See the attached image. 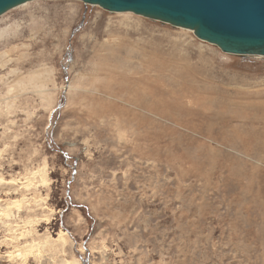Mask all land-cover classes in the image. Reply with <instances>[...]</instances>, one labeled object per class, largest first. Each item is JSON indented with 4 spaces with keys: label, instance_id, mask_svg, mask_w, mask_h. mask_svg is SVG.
<instances>
[{
    "label": "rangeland",
    "instance_id": "obj_1",
    "mask_svg": "<svg viewBox=\"0 0 264 264\" xmlns=\"http://www.w3.org/2000/svg\"><path fill=\"white\" fill-rule=\"evenodd\" d=\"M0 264H264V57L79 0L0 16Z\"/></svg>",
    "mask_w": 264,
    "mask_h": 264
},
{
    "label": "water",
    "instance_id": "obj_2",
    "mask_svg": "<svg viewBox=\"0 0 264 264\" xmlns=\"http://www.w3.org/2000/svg\"><path fill=\"white\" fill-rule=\"evenodd\" d=\"M32 1L36 0H0V16ZM79 1L109 12H131L192 30L199 39L226 54L264 57V0Z\"/></svg>",
    "mask_w": 264,
    "mask_h": 264
},
{
    "label": "bare ground",
    "instance_id": "obj_3",
    "mask_svg": "<svg viewBox=\"0 0 264 264\" xmlns=\"http://www.w3.org/2000/svg\"><path fill=\"white\" fill-rule=\"evenodd\" d=\"M29 3V2H28ZM27 3H25V4H23V5H21V6H24V5H26ZM20 7V6H19ZM18 8V7H17ZM16 9V8H15ZM13 10V9H12ZM11 11V10H10ZM113 13V12H112ZM126 13H129V14H134V13H131V12H126ZM117 14H125V13H117ZM136 15V14H135ZM138 16H140V15H138ZM144 17V16H143ZM154 21H158V20H154ZM158 22H160V21H158ZM162 23H164V22H162ZM165 24H168V23H165ZM181 29H184V28H181ZM185 30H187V29H185ZM190 31H192V30H190ZM193 33H195L194 31H192ZM246 57V56H245ZM248 57H260V58H262L263 56H251V55H249Z\"/></svg>",
    "mask_w": 264,
    "mask_h": 264
}]
</instances>
